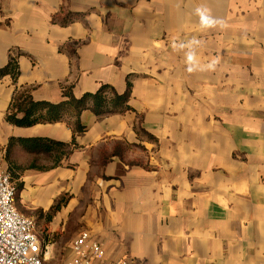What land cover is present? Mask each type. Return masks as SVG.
Listing matches in <instances>:
<instances>
[{
  "label": "crops",
  "instance_id": "1",
  "mask_svg": "<svg viewBox=\"0 0 264 264\" xmlns=\"http://www.w3.org/2000/svg\"><path fill=\"white\" fill-rule=\"evenodd\" d=\"M12 59L0 148L15 141L18 206L58 238L41 240L47 264L86 231L107 264H264V0H0V70ZM103 86L128 108L84 111L81 133L6 121L17 93Z\"/></svg>",
  "mask_w": 264,
  "mask_h": 264
},
{
  "label": "built area",
  "instance_id": "2",
  "mask_svg": "<svg viewBox=\"0 0 264 264\" xmlns=\"http://www.w3.org/2000/svg\"><path fill=\"white\" fill-rule=\"evenodd\" d=\"M16 199L12 173L0 167V264H47L37 223L18 211ZM71 253L72 258L61 264H107L103 245L87 231L75 239Z\"/></svg>",
  "mask_w": 264,
  "mask_h": 264
},
{
  "label": "trees",
  "instance_id": "3",
  "mask_svg": "<svg viewBox=\"0 0 264 264\" xmlns=\"http://www.w3.org/2000/svg\"><path fill=\"white\" fill-rule=\"evenodd\" d=\"M18 65L14 59L8 66L0 70V78L11 76L13 79L18 77ZM66 100L59 104L48 102H36L29 92L17 93L10 105L6 115V121L16 127L28 128L38 124H55L64 121L66 118L77 120L76 130L81 133L83 128L80 125V117L84 111L90 110L97 116L109 115L127 110L129 94L119 95L109 86H103L96 94H86L81 99H76L71 91L64 93ZM15 141L12 140L5 157L8 162V170L12 173L13 181L17 175L15 167L9 162V152ZM23 142V141H20ZM27 146L45 151H56L64 149L63 144L54 143L47 140L26 141ZM31 146V147H32ZM21 188L23 184L21 183ZM20 188V191L22 190ZM19 189L16 187L18 194Z\"/></svg>",
  "mask_w": 264,
  "mask_h": 264
},
{
  "label": "rangeland",
  "instance_id": "4",
  "mask_svg": "<svg viewBox=\"0 0 264 264\" xmlns=\"http://www.w3.org/2000/svg\"><path fill=\"white\" fill-rule=\"evenodd\" d=\"M5 157L6 156H5L4 152H3V149L0 148V167H6V164H5L6 163V159H5ZM14 179H15V182H14L15 187H17V189H19L18 190L19 192L17 194V199H16V201H17L16 204H17L18 211L22 215H24L26 217H29V218H32V219H34L36 221V223H37V233H38V235H39V237H40V239L42 241L43 240L44 241H48V240L55 241V240H57L58 238L56 236L51 237V235L48 234V232H49V229H48L49 217L44 218L45 221H43V222L40 223L41 219H43V216L40 219H38V217L35 216V213H33L32 211H30L29 208L28 209H25V208L22 209V208H20L18 206V200L21 197V192H22V190H23L24 187L21 188V182H20V180L17 179V177H14ZM20 188L22 189L21 191H20ZM63 201L65 202L66 199H64ZM61 238H62V236H61ZM59 240H60V238H59ZM60 243H62V241ZM61 262H62L61 259H54V261H52L51 264H53V263L54 264H59Z\"/></svg>",
  "mask_w": 264,
  "mask_h": 264
}]
</instances>
